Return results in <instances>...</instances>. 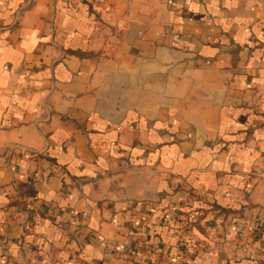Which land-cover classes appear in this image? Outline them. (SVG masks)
Returning a JSON list of instances; mask_svg holds the SVG:
<instances>
[{
	"label": "crops",
	"instance_id": "crops-1",
	"mask_svg": "<svg viewBox=\"0 0 264 264\" xmlns=\"http://www.w3.org/2000/svg\"><path fill=\"white\" fill-rule=\"evenodd\" d=\"M0 264H264V0H0Z\"/></svg>",
	"mask_w": 264,
	"mask_h": 264
},
{
	"label": "rangeland",
	"instance_id": "rangeland-1",
	"mask_svg": "<svg viewBox=\"0 0 264 264\" xmlns=\"http://www.w3.org/2000/svg\"><path fill=\"white\" fill-rule=\"evenodd\" d=\"M195 209H201V208H195V207H180L179 209H177L175 212H172L170 214V219H171V228L173 230H175L179 235H180V241H179V249H180V252L181 254L184 255V253L186 254L188 249L191 247V245L189 244V238L186 237V235H188L189 231L192 229L193 225H187V224H183L182 221H179V220H182V219H185V212H189V218H193L194 220L197 219V215H199V212L196 211ZM203 209V208H202ZM205 210V209H203ZM200 214L203 215V217L206 216V210L205 212H200ZM205 215V216H204ZM188 220V218H187ZM263 224V223H262ZM262 224H259L258 222H255L252 226H253V230H257L258 227H260V225ZM183 226V227H181ZM189 239V240H188ZM192 248V247H191ZM190 251V250H189ZM128 255L131 254V252H128L127 253ZM182 257L181 260L182 262L184 263V256H180Z\"/></svg>",
	"mask_w": 264,
	"mask_h": 264
},
{
	"label": "trees",
	"instance_id": "trees-1",
	"mask_svg": "<svg viewBox=\"0 0 264 264\" xmlns=\"http://www.w3.org/2000/svg\"><path fill=\"white\" fill-rule=\"evenodd\" d=\"M196 211H198L199 212V215H197V219L196 220H194L193 218H189V212L187 211V212H185V219H182V220H179V221H182V223L184 224H187V225H193V226H195L197 223H198V221H199V219L201 218V217H203V215L202 214H200V212H205V210H203L202 208L201 209H195ZM187 218H188V220H187ZM181 227H183V226H181Z\"/></svg>",
	"mask_w": 264,
	"mask_h": 264
}]
</instances>
